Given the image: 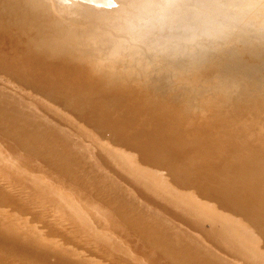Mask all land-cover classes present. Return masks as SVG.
<instances>
[{
    "label": "rangeland",
    "instance_id": "1",
    "mask_svg": "<svg viewBox=\"0 0 264 264\" xmlns=\"http://www.w3.org/2000/svg\"><path fill=\"white\" fill-rule=\"evenodd\" d=\"M23 1L22 0L17 1L18 3H20V7H19L20 10L24 12L25 14L27 13L26 16H28V18L30 15L31 17L30 19L33 18L32 21L38 20V23L36 21H33L35 25H33V23H30V22H27L28 25L27 23L26 25L29 27L35 26V28L38 29V31L35 29L37 31L36 34L37 33L38 34L37 35L35 34L34 28L32 27L29 28L27 26L22 28L23 29L22 34H18L19 31L11 32V30L9 29L4 30L3 28L2 29L0 28V52L3 51L1 49H4L5 52L7 50L8 52H6L7 53L6 58H8L7 56L10 54L9 58L6 59V58H3L5 57L6 53L5 52L0 53V57L1 55H3L0 59V63L2 61L6 62L7 60L11 59L12 58L11 55H13L15 60L11 59L12 62L11 61L6 62V64L9 66L8 63H10V66L12 65V67H15L17 69H18V66H20L21 68L22 66L27 67L28 65L27 61H29L28 59L29 57H27L24 54L22 55L20 50H23V48L25 47L27 48V46L31 44L32 39H35V37H38L39 35L41 36L42 35L41 29L42 30L44 29L45 34H47V38L52 36L50 37L51 40L53 39L54 36L59 37L56 40H54L55 38L53 40L54 42H56V44L58 43V45L59 44L61 45L63 43L62 40L65 39V38L61 39V36L64 34V33L60 34L63 32L62 31L63 27H61V25H63L65 22L71 23L73 19L72 26H74L78 20L79 13L82 9L86 8V10H88L90 13H92L93 10H95L94 3H92L94 2L93 0H91V2L90 0H87L89 3L88 4L85 3V5H84V2H81V3L79 2L81 0H72V1L68 0L69 2L66 0H63L64 2L61 0H29V1L23 0ZM38 1L40 4L39 5L37 4L36 6V3ZM65 1L72 5L70 6L69 4L68 6V3H66ZM99 1H100V4H102L101 6L105 5V7L104 6L102 7L103 12H104L103 17L100 18L98 22H95L94 20L96 19L94 18L83 20V21L77 22L78 25L76 26L78 28L81 27V29H85L86 32L88 31V32L94 33V30L96 28L95 25L98 23L99 24V29H97L98 33L104 29L105 31H108L109 34H112L109 36H111L112 38L113 36H115L114 39H119L116 41H122L123 42V43L121 42L122 46L118 47L119 50H121L122 48H123L122 49L123 52L126 50L125 53L127 55V58L129 56V58H131L130 60L132 61V63L135 64L134 65L135 70H133L134 77L130 78L129 80L125 79V80H122V82H118L114 84L113 86L115 88L112 87L113 90L112 88H110L109 92L103 96L105 100L104 104H108V105L117 104L119 106H122L127 103H132L134 109L136 110L138 108L144 109L143 107L144 104H140L139 102H145L147 104H151L152 100H158V101H165V102L170 101L171 105L177 103L178 107L176 109L179 110L178 113L172 114V116L169 115L167 117H164L163 119L164 124H165V129L163 133L165 134L166 139L168 140V144H169L168 154L170 158H169V165H168L169 170L168 171L170 172L171 178L174 180H175L176 174H183L187 178L185 185H187V183L190 182L193 188H191L192 186H187L188 188H184V187L181 188L179 185L178 186L172 185L171 183L172 180L169 178L170 175L168 174L167 170H164L165 168H162V169L158 168L159 170L160 169L162 170V171L161 170L158 171V169L156 168L154 169L155 166L154 167H151L149 165L146 166V167L149 166L152 169V172L154 171L155 173L161 172L160 174L159 173L158 174L162 176V178L164 177L163 179L166 182V185L170 186L168 188V194H167L168 197L166 198L164 197L162 200L159 197L158 202L161 208L160 214L155 212L154 214H150L148 217H146V220L148 221V224H149V229L147 230L149 234L148 235L149 243L147 244V247L148 249H152V251H156L157 254L162 258L164 263L161 260L154 262L151 259H149L153 256V254L150 251H148V249L143 248L142 245H136L134 248V246H132V243L141 244L139 241V239L142 240L141 236L134 231H131V230L129 231L128 229H123L121 231H118L117 228L120 226V221L118 219L113 221L115 223L114 225L104 224L103 222H100L101 224L98 227L95 225L91 227L89 224L88 225L84 224L83 228L75 226L74 221L72 220V219H75V217L72 213L66 212L65 208L60 207L57 203H54V204L51 203L49 200L50 196L48 194L42 193L40 190L37 189L35 185H32V184L28 185L29 187L27 188L28 190L26 192V196H28L27 199L31 203H33V205L35 206L32 209L30 208L31 210L29 208L27 209L28 207L27 201L25 200L20 201L21 204L23 203L21 206L17 205L19 202L14 203L13 205H9V204H6L3 200H0L1 202L0 203V219H1L0 224H2L0 227L2 229V230L0 229V233L1 235L3 233V235L0 237L2 239H5L4 235H6L5 237H7L8 235V238L5 241L16 240L18 242L21 241V237H22L21 242L24 244L23 245L24 247L31 248V242H33L32 249L37 250V251H43L45 254L48 253L47 255L48 256L50 255L51 259L56 258L55 261L63 260V261L68 262V264H73V263H78V262L81 264H100V263L101 264H105V263L106 264L108 263L109 264H120V263L122 264L124 263L125 264H160V263L161 264H194V263L195 264H205L206 263L207 264V261H208V264H255L252 262V260L257 258L259 254L262 255L264 253V224H263L264 223L263 221L264 220V213H263L264 203H262L264 200L263 199V196H264L263 195L264 194V190H263L264 189V0H255L257 2L256 4L257 6L255 7L251 6L252 0H246V1L245 0H237V1L228 0V2L235 4L242 10L241 22L234 25L233 29L230 30L227 34H225L223 38L212 40V41H207L203 43L202 46H199V47L189 48V49H180L179 51L173 50L170 48L164 49L161 46H158L152 41H148V40L144 41L145 43L135 44V42H133L140 37L138 36L139 34L141 35L143 34L146 37L149 29L151 28L150 24L152 25L153 23V22L151 23V21L152 20L154 21L156 18L155 16L156 15L158 16L160 14V12H157V11L156 12L158 14L156 15L154 14V9L155 10L157 9L156 7L154 8L155 5L152 6V4L150 3L151 7H153L154 9L152 8V10L148 11L150 12L148 13L150 15H146L147 11H145L146 10L145 4L147 5L148 2L146 3V1H143V0L140 1V4L142 3V1L145 2L143 3L145 6L144 7L145 10H143V13H141L143 9L141 5H139L141 11L140 9H136L139 4L138 2L139 0L138 1L133 0L135 4H136L135 1L138 2V4L136 5L133 4L131 0H128V1L127 0H112V1L107 0L109 3L106 0H103V1L99 0ZM110 1L113 2V4ZM74 2L75 3L77 2V3L74 4ZM126 2H129L127 3V5H129L127 6L129 9L127 7L126 8L122 7L124 5L126 6ZM33 3H35L34 5L37 8L40 5L41 6L43 5V6L42 7L40 6L41 8L39 7L38 9H36V7L32 6ZM64 3L67 4V6ZM103 3H106V4H103ZM59 4H62V5H59ZM114 4H116L115 5L116 7L114 6ZM132 4L134 5V7ZM2 5L6 6L5 0H0V12H1ZM25 5L27 6L26 9H24ZM64 5L66 6L65 7L66 9L68 8L70 10H65V8H62L64 7ZM130 5H132L131 8H130ZM44 6H45V9L42 10ZM117 6L119 7L117 8ZM33 7L36 9V11L37 10L40 12L43 11L44 13L43 12L41 13L42 15L44 14L43 15L44 17L46 18L49 17L47 18V21L49 22L48 19H50L51 21V23L49 22L50 25L48 23H46L48 25L45 24V22L47 21H45L46 19L44 17H40L42 15H40L39 12L37 13L36 11H32V9L35 10ZM88 7L91 10L87 9ZM113 7L115 10L117 9L116 12L113 10ZM60 8L61 10L64 9L65 11L63 10L61 11ZM122 8H124L126 12H129L130 14L127 13L128 15L126 14L125 16L126 12L124 10L123 12L125 13L123 14V12L121 11L123 10ZM27 9H28V12H27ZM58 9L61 12H59ZM30 10L33 13L35 12L36 13L33 14ZM49 10H51L52 13H50L51 11ZM109 10L112 12L111 13L112 17L108 16V14L110 15ZM157 10L160 11L159 8ZM53 11L55 15L53 14ZM117 12L118 13L122 12L121 13L123 14L122 16H124V18L126 19H124L123 17L121 18L120 17L121 14L118 15ZM151 12H152V15L154 14V16L151 15ZM45 13L47 14L49 13V16L48 15L45 16ZM131 13H133L134 15ZM38 14L40 16H36ZM52 14L54 15V17L56 16L55 18L53 17L54 20L51 18ZM142 15H144L145 17L144 16L142 17ZM34 16L36 19H34ZM132 16H137V17L134 18ZM139 16L140 18H138ZM104 17H106L107 19L109 18V19L107 20ZM131 17L133 19H136L137 25L138 24L141 25L142 23H144L143 26L141 25L142 27L140 26L141 28H143V30L141 28L138 30L139 25H138V28L136 29L137 25L135 24V22L133 23L132 21L133 19ZM152 17H154V19ZM40 18L42 19V21H45L44 24L40 21L41 20ZM43 18L45 20H43ZM57 18L59 20L58 22L55 21L57 20ZM61 18L63 19L61 20ZM141 18H144L145 20L148 19V22L146 23L147 20L145 21L144 19H141ZM111 19H113L112 25H111L112 23ZM115 19H116V22H115ZM122 19H124V21ZM127 19L128 21H125ZM129 19L131 20L129 21ZM117 20H120V23H122L123 25L125 24L124 25L125 30L124 28H122L123 25L120 24L119 21L117 22ZM140 20L143 22L140 23L141 22ZM54 21L58 24L57 26H55L56 29H54V25H55ZM60 21H62L61 24L59 23ZM108 21L111 23H109ZM40 23L42 24L40 25L41 29L39 28ZM126 23H131L130 25L132 26L134 25V27L130 26L129 24L127 25ZM145 23L149 25H146ZM29 24H32V25H29ZM116 24H118L119 27H117ZM115 25L116 27H114ZM126 25L128 26V28L126 27ZM145 25L147 27H145ZM43 26L45 28H43ZM48 26L50 28H48ZM112 26L114 27L113 29H112ZM120 26H122L121 27L122 30ZM26 27L30 30L24 31L25 29H27ZM46 27L50 30L52 29L51 33H50V30L48 31V29L46 31ZM117 28L120 29L122 32L126 31L125 33L127 35L125 36V34L121 32L123 37L122 35L118 34L117 36L120 37L118 38L116 34L120 33V30L118 31ZM127 29H128V33H127ZM134 29H136L137 32ZM110 31H112V33ZM31 32L34 34H32ZM47 32H49L50 34ZM64 32H65V29H64ZM8 33H12V34H8ZM129 33H131L130 35H132L133 33H136L135 37L137 39H135L133 35L129 36ZM45 34H43L44 38H46ZM66 35L64 34L62 37H65ZM25 37H27L26 40L28 39L29 42L28 40L25 41ZM111 37H108V40L106 41L105 40L101 41L102 45H105L106 43H108L106 44L105 49L106 51H108L107 53H109V56L106 53L104 47L102 46L103 48H101V50L105 52L104 54H106L108 58L111 55H114L115 53L114 51H116L117 55L119 53V50L116 48L113 49L112 51V47H110L112 44H109V43L115 40L112 39ZM126 37L128 40H130V42L127 41ZM131 37H134V38H131ZM39 38L44 39L43 37H39ZM122 38H125V40ZM21 39H23V41H21ZM103 41H105L104 42L105 44L103 43ZM126 41H127V44L129 45L126 44ZM7 43L8 45H6ZM125 44L127 48L126 46H124ZM131 44H134V45H131ZM15 45H17V48ZM130 46L131 48L133 46V48L131 49ZM107 47L108 48L110 47L111 49L108 50ZM44 48L47 51L42 49L44 50L43 54H47V52H49V46L45 45ZM10 50L11 51L14 50L12 51V54L10 53ZM15 50L18 51L17 54H16L17 51L15 52ZM128 51L131 55L133 54L132 55L133 58L128 53ZM130 51L135 52V53H131ZM123 52L121 53L120 51L119 56L120 55L123 56L124 55ZM13 53L16 55H14ZM15 56L18 57V60H17V57ZM43 57L46 58V56H39L38 60L35 59L36 63L40 64L43 61ZM13 61L15 63H13ZM107 64L108 62H106V65ZM116 64H119V63H116ZM115 65L111 67V68L114 67V70L109 69L110 67L108 66L106 68L107 70L102 69L101 71H105V76H104V72L103 73L100 72L102 75H99V77L101 79H102V76L103 78H106L107 77L106 74L109 75L108 70H110V73H111L110 75H112V72H114L115 70L117 73L122 70V69L121 70L119 69V65H116V66ZM81 66L80 68H78L77 66L75 69H72L73 70L72 73L74 72L73 74H75L73 75L74 77L76 76V74L78 75V73H80L79 71L81 70ZM117 67L118 69H116ZM121 67L122 66L120 64V68ZM76 69L77 70L80 69V70L77 71ZM41 74H42V76L40 75L41 77L47 76V75H44V73H41ZM113 74H116V73H113ZM7 76L6 77L0 76V79L7 81L9 77H12L11 75L10 76L7 75ZM14 81H17V79ZM50 82H53V80L47 81L46 83L48 84L46 85H50ZM102 82L105 83L103 79L100 82V84ZM17 86L14 85V88L16 90L20 88L19 91L23 93L24 95L28 96L27 91L30 94L29 89L23 87V85L22 86L17 85ZM43 87L45 88L46 86H43ZM33 94H30V96L34 98L37 102L41 101V104L44 103L46 106L49 105L48 103L49 100L47 99L44 100V97L42 94L40 95L37 94V96L39 95L38 97L33 96ZM42 100L44 102H42ZM45 101L47 102L45 103ZM49 102L51 104V101ZM52 104L50 106H52ZM54 105L55 104H53L52 107H54ZM24 108L30 110L29 106L28 107L25 106ZM56 108H58L57 105H55V109ZM52 110H54V108ZM5 130H6V127L0 128V135H3L4 134L3 131ZM6 138L7 137H5L4 135L1 137L0 146L2 145L4 141H6L5 140ZM106 140L107 138L102 137V141H104L105 143L107 142L106 143L107 146L108 144L110 146L111 143L110 142L108 143V141ZM111 146L114 147L115 145L111 144ZM116 147L117 145L114 148ZM116 149H119V152L121 151L120 154L125 156V159L128 158L127 160H130V162L132 159L131 163H134V165L138 164L137 163L138 160H137V157H135L136 155L134 152H131L130 150H127L120 146L117 147ZM130 154L131 156L127 157ZM13 156L14 154L11 155L10 157H13ZM13 158H10L11 161L9 159L8 161H6V165L4 164L3 165L4 168L2 167L3 169L0 168V183L3 186H7L8 184H10L7 180L10 178H15L16 176L18 177L19 176L18 174H23V172H25L24 170H26L24 174L28 173L33 176L37 175L43 178L47 177L44 174L45 170L44 171H41L39 169L34 170L35 168L33 169V167H31L28 163L25 167L26 162L21 161V160L15 161L13 160ZM3 160L4 158H0V164L3 162ZM12 161L13 162L15 161V162L13 163ZM21 162L22 164L24 163L23 165L24 167H22L23 169L21 168L22 166V164H20ZM5 167L7 169H5ZM17 167L19 169H17ZM15 169L18 172H20L19 170H23V171L15 175L16 174L15 172H17ZM2 170L4 171L2 172ZM12 170L13 172L15 170V172L13 173ZM16 180H19V178ZM77 182H79V180ZM37 183L38 182L34 184H37ZM49 183H51L52 185L51 192L53 194H55L56 196L62 195V197L66 199L69 198V201L71 200L72 202L79 205L85 211L91 213L90 215L91 216L93 215L96 221L98 220L97 218V216H99L98 214L101 213V208H103L104 210L105 206L107 207L106 205L108 203L107 200L98 197L96 193L91 191L90 188L87 185H84V183H82L81 181L78 183L79 189L77 185H70L67 183L65 184L64 182H62V180L61 182H57V183L56 182H49ZM61 184H64V185H61ZM56 185L57 186L59 185L60 187L59 186L57 187ZM63 193H65L64 196H63ZM156 194H158V192ZM259 196L260 197L262 196V197L259 198ZM97 197L100 200L98 199L96 200ZM75 198L77 200H75ZM245 199H247V201H245ZM246 202L248 203L246 204ZM239 203H241V205ZM36 205L37 206L45 205L43 210H44V213H46V215H44L43 217H38L36 214L39 213V210L36 207ZM231 205L235 207H232ZM7 209L10 210L9 212L11 214L7 211ZM6 213L7 215L5 217L7 218H4V215ZM15 214H16V217H14ZM17 215H19L20 218L17 217ZM11 218H13L14 220L13 219L11 220ZM26 218L29 220V222ZM39 218L41 219V221ZM15 219L17 223L15 222ZM23 219L26 221L25 224H23L24 223ZM52 221L53 223H51ZM27 223H30L35 229ZM10 224H13V225H10ZM21 224H23L24 226L26 225L29 228H27L26 226L23 227V225ZM17 225L19 226L17 227ZM38 225H39V228L37 227ZM63 225L71 226L72 227L71 229L75 233V236L81 235L82 236L81 240L83 242L80 240L78 241L74 239V236L72 239L70 237L72 232L65 229ZM156 225L158 227H156ZM163 225L165 228L163 227ZM2 226L5 227L4 229L8 228V230L4 231ZM160 226L163 228V232L162 230L159 231ZM22 227L25 229H23ZM155 227H156V230H154ZM30 228H32V230ZM50 228H52L53 232L51 231ZM57 228H60V229L57 230ZM10 229H13V231L17 230L15 231L17 234L15 232H12V230ZM100 229H102V231ZM165 229L166 230L169 229V231H165ZM30 230L33 231L34 233L31 232ZM22 231L25 233H23ZM29 231L31 232V234ZM37 231L38 233L40 232L39 233L40 239L37 236L38 234ZM44 231H46V233ZM5 232H7V234H4ZM49 232H51L52 235L49 234ZM63 232H64V235L62 234V237H60L61 233ZM96 232H98L97 235H95ZM166 232L171 233V234L173 232L176 235V240L178 241V239H180L179 240L180 241L179 245L181 244L180 248L176 240H174L176 243L172 242V239L175 238L174 235H172L173 237L171 236L172 237L171 238L167 236L168 233ZM42 233H45L43 234L45 235V237L42 236ZM89 233H92L95 236H92V234H89ZM56 234H59V235L56 237ZM162 234L164 236L167 234L166 235L167 237L164 238ZM18 235L20 236V239L18 238L19 237ZM21 235H25V237ZM46 235L48 238L50 236L51 237L50 240H53V241L48 242L49 239L46 237ZM177 235H180V236L177 237ZM27 236H29L30 239ZM52 236L54 239H52ZM66 236H67V240H66ZM26 237L29 240H27ZM32 237L33 238L35 237L33 239L34 241L36 240L35 242L32 241ZM180 237H184V239ZM57 238L60 241H58ZM45 239H48V240H45ZM63 239L68 244L64 241H61ZM91 239H94V241H92ZM98 239L102 241V243H100ZM185 239L186 240L190 239L189 242L191 240L192 241L188 243V241H186ZM42 240L44 242L47 241L46 244L47 243L48 244L46 245ZM84 240H87V241H84ZM111 240H113L112 244L114 246L112 244L110 246ZM165 240L166 241L171 240L172 244H170L169 241L167 242V244L169 243V248L168 246H166ZM104 241L105 242L108 241L107 244L110 247L107 244H104L102 246ZM193 241L194 242L196 241L195 243L196 244L198 243V244L196 245ZM21 242L20 244H22ZM185 242H187L188 244ZM39 243H41V245ZM173 243L177 244V246L175 245L176 248L174 247ZM182 243L185 246L184 248H182L183 247ZM38 244L40 247L44 245L43 248H40L38 246V248L35 249L37 247L36 245ZM84 244H85V247L87 248L84 247ZM189 244H191L192 247L194 248H192ZM199 244L201 246H199ZM49 245L51 246L50 248H49ZM94 245L96 246L94 247ZM241 245H245V248L247 247L248 248L247 250H251L252 252L250 254L244 253L245 249L244 248L240 249ZM107 246L109 249L107 248ZM196 246H198L199 249L201 247L200 250L202 252L198 250ZM98 247H99V250H98ZM0 248H1L0 264H12V263L14 264H20V263L21 264H33V261H29L30 260L29 258L28 260L26 257L18 255L19 253L17 252L6 250V248L1 246V244H0ZM171 248L177 249V252L175 253L174 252L175 249L173 251ZM196 248H197V251L195 250ZM204 248L206 249L204 250ZM181 249L183 250L185 249L187 252L185 250L183 252V250ZM193 249L195 251H193ZM53 250H55V252L52 253ZM88 250L90 252H88ZM93 250H95L94 253H93ZM96 250H98L100 253L97 251V253L95 254ZM11 252L12 254H10ZM111 252L112 254L114 253L115 254L112 255ZM127 252L128 254L130 253V255H128ZM145 252L147 253L145 254ZM180 252H183V253H180ZM188 252L191 254L189 255ZM15 253H16V256H15ZM179 253H180V256H179ZM197 253L199 254V256ZM92 254H94V257ZM102 255L104 257H102ZM70 256L72 257L67 258ZM127 257L131 259H128ZM12 258L14 261L12 260ZM118 258L120 260H118ZM70 259H73V260H70ZM135 259L136 261H134ZM193 259L195 260V262ZM113 260L114 262L111 263V261ZM202 261H204L205 263Z\"/></svg>",
    "mask_w": 264,
    "mask_h": 264
},
{
    "label": "bare ground",
    "instance_id": "2",
    "mask_svg": "<svg viewBox=\"0 0 264 264\" xmlns=\"http://www.w3.org/2000/svg\"><path fill=\"white\" fill-rule=\"evenodd\" d=\"M5 1H6V6L2 5L1 6V12H0V28L1 29L2 28L4 30L9 29V30H11V32L12 31H17V32L19 31L18 34H22L23 33L22 28H24L25 26L28 25L27 22L33 23V25H35L33 21H36V20L32 21L33 18L30 19L31 18L30 15L28 18V16H26L27 13L25 14L24 12H22L20 10V8H19L20 3L17 2L18 0H5ZM27 1H29V0H27ZM61 1H63V0H61ZM66 1H68V0H66ZM70 1H72V0H70ZM93 1L94 2H92V3H94L95 10H93V12L90 13L88 10H86V8L82 9L79 13L77 22L92 19V18L96 19V20H94L95 22H98V20L103 17L104 12H103L102 7L103 6L105 7V5L101 6L102 4H100L99 0H93ZM131 1L133 4H135L133 2V0H131ZM137 1H135L136 4H138V2H139L138 6L141 5V7L143 8L141 13H143V10H145L144 7L146 6V10H145V11H147L146 12L147 14L145 13L146 15H150V14H148V13H150L148 11L152 10V8H153V7H151V4H152V6L155 5L154 8L156 7L157 9L158 8L160 9V0H143V1H146V3L148 2V4L150 6L148 4L147 5L145 4V6H144L143 3H145V2H143V1L140 4L141 0H139L138 2ZM235 1H237V0H235ZM23 2H25V1H23ZM68 2H66V3H68ZM79 2L80 3L84 2V5H85V3H87V4L89 3L87 0H81ZM90 2H91V0H90ZM71 3H73V2H71ZM76 3L74 2V4H76ZM111 3L113 4V2H111ZM127 3H129V2H126V6L125 5L122 6L121 4L120 5L122 7L126 8L127 6H129V5H127ZM34 4L35 3H33L32 6L36 7L37 4L39 5L40 3L38 1L36 3V6ZM41 4H42V2H41ZM69 4L70 3H68V6H69ZM103 4H106V3H103ZM130 4H131V2H130ZM256 4H257V2L255 0L251 1L252 7L257 6ZM59 5H62V4H59ZM65 5L67 6V4H65ZM65 5H64V7H62V6L61 7L65 8L66 7ZM71 5L72 4H70V6ZM115 5L116 4H114V6ZM132 5H130V8ZM45 6H46V4H45ZM45 6L42 8V10L45 9ZM109 6H110V4H109ZM111 6H113V5H111ZM138 6L136 9H140V6L139 7ZM148 6L151 8H149ZM24 7H25L24 9H26L27 6L25 5ZM118 7L119 6H117V8ZM133 7H134V5H133ZM38 8L36 7V9H38ZM49 8H50V6H49ZM36 9L35 10L32 9V11H36ZM87 9H90V8L88 7ZM122 9L123 10H121V9L120 10L123 12L125 9L124 8H122ZM157 9L156 10L154 9L155 15L158 14L157 12H160ZM52 10H53V8H52ZM60 10H61V8H60ZM62 10L65 11V10H70V9L65 8V10L64 9H62ZM113 10L115 12L117 11V9L115 10L114 7H113ZM120 10H118V11H120ZM49 11H51V10H49ZM58 11H59V9H58ZM61 11H59V12H61ZM140 11H141V9H140ZM27 12H28V9H27ZM36 12L37 13L39 12L40 15H42L41 12H43V11L40 12L37 10ZM68 12H70V11H68ZM125 12H126V10H125ZM125 12H123V14ZM35 13H33V14H35ZM50 13H52V11ZM111 13L112 12L110 11V15L108 14V16L112 17ZM121 13H118V15ZM127 13L130 14L129 12H126L125 16ZM53 14H54V11H53ZM53 14L51 15L52 16L51 18L54 20V18L56 16L54 17L55 14L54 15ZM123 14L120 15L121 18L122 17L124 18V16H122ZM131 14H133V13H131ZM154 14L152 15V12H151L152 16H154ZM40 15L38 14L36 16H40ZM43 15L40 17H44ZM46 15L49 16V13L48 14L45 13V16ZM118 15H116V16H118ZM59 16H57V17H59ZM143 16L144 15H142V17ZM71 17H72V15H71ZM106 17H104V18H106ZM114 17H113V19H114ZM132 17L135 18L137 16H132ZM155 17H157V15ZM44 18H43V20L47 21V18H49V17H47V18L44 17ZM138 18H140V16ZM152 18L154 19V17H152ZM34 19H36L35 16H34ZM62 19L63 18H61V20ZM113 19H111V21ZM116 19H117V17H116ZM116 19H115V22H116ZM124 19H126V18H124ZM124 19H122V20L124 21ZM141 19H144V18H141ZM48 20L51 23L50 19H48ZM53 20H52V22H53ZM120 20H117V22L119 21V23H120ZM130 20L131 19H129V21ZM146 20L145 21L147 23L148 19H146ZM150 20H152V19H150ZM40 21L43 24L45 22V21H42V19ZM55 21L58 22L59 21L58 18ZM55 21H54V23H55L54 29H56L55 26L58 25ZM125 21H128V19ZM132 21H133V23L135 22V24H136V19H133ZM36 22L38 23V20ZM49 22L47 21V22H45V24L48 23L50 25ZM61 22L62 21H60L59 23L61 24ZM72 22H73V19H72ZM72 22L71 23L65 22L63 25H61V27H63V30H62L63 32L61 31L62 33H60V34H63V33L65 35L67 34L65 37H62L64 34L61 36V39L65 38L62 40L63 43L61 45L60 44L58 45V43L56 44V42H54V40H56L59 37L53 35L54 36L53 39L55 38L54 40L53 39L51 40L50 37H52V36L47 38V34H45L44 29L42 30L40 28V25H42L40 23L39 28L42 31V35L41 36L39 35L38 37H35L33 35L35 37V39H32L31 44L29 46H27V48L25 47V48H23V50H20L22 55L24 54L27 57H29L28 58L29 61H27L28 62L27 67H23L21 65L22 66V68H21L20 66L17 65L18 64L17 62H16L17 63L16 65L18 66V69L15 67H12V65L10 66V63H8L9 64V66H8L6 64V62H10V61L12 62V60H15L13 55H11L12 60L9 59L6 62L2 61L3 64H2V62L0 63V76H5V77L7 75H9V76L11 75L12 77L14 76L13 78L9 77L7 81L0 79V128L6 127V130L3 131V133H4L3 135L5 137H7L5 139L6 141H4L2 143V145L0 146V158H4L3 162L0 164V168H2L4 164L6 165V161H8V159L10 160V158L14 157L13 160H15V161L21 160V161L26 162L25 167L28 163L31 167H33V169L35 168L34 170H36V169H39L41 171L45 170L44 174L47 176L46 178H43V177H40L37 175L33 176V175L28 174V173L24 174L26 172V170H24L25 172H23V174H18L19 175L18 177L16 176L15 178L8 179L7 181L10 184H8L7 186H3L0 183V200H3L6 204H9V205H13L14 203L19 202L17 205H20V206L23 204V203L21 204L20 201L25 200V201H27V206H28V207L26 206L27 209L28 208L32 209L35 206L33 205V203H31L27 199L28 196H26V192L28 190L27 188L29 187L28 185L32 184V185H35L37 187V189L40 190L42 193L48 194L50 196L49 200L51 203H53V204L57 203L60 207H64L66 212L72 213L75 217V219H72L74 221L75 226L83 228L84 224H86V225L89 224L91 227L93 225L98 227L101 224L100 222H103L104 224H113L114 225L115 223L113 221L118 219L120 221V226L117 228L118 231H121L123 229H128L129 231L130 230L134 231L141 236V238L143 240L142 241L141 239H139L141 244L132 243V246H134V248H135L136 245H142L143 248L148 249L147 244L149 243V237H148L149 234H148L147 230L149 229V224H148V221L146 220V217H148L150 214H154L155 212L160 214L161 208H160L159 202H158L159 197L161 200L164 197L165 198L168 197V195H167L168 194V188L170 187V186L166 185V182L163 179L164 177L162 178V176L159 175L161 172L160 173L158 172L159 173L158 174V173H155V171H154L155 168L156 169L165 168L164 170H167L168 174L170 175V172L168 171L169 170L168 169L169 158H170L169 154H168V151H169L168 145L169 144H168V140L166 139L165 134L163 133L164 129H165V124H164L163 119H164V117H167L169 115L172 116V114H176L179 112V110L176 109L178 107L177 103L171 105L170 101L165 102V101H158V100H152L151 104H147L145 102H139L140 104H144V106H143L144 109L138 108L136 110L134 109L132 103H127V104L122 105V106H119L117 104H111V105L104 104L105 100H104L103 96L109 92L110 88H112V87L115 88L113 86L114 84H116L118 82H122V80H125V79L129 80L130 78L134 77L133 70H135V67H134L135 64L132 63V61L130 60L131 58H129V56L127 58V55L125 53V51H126L125 49H124L125 50L124 52L122 50L123 48L121 50H119L118 47L122 46V44H121L122 41H116L119 39H114L115 36H113V38H112L111 36H109L112 34H109V32L105 31L104 29L98 33V31H97V29H99L98 23L95 25L96 28L94 30V33H91L88 31L86 32L85 29H81V27L78 28L76 26V25H78L77 22L74 26H72L73 25ZM142 22L143 21H141L140 23H142ZM152 22H154V21L152 20L151 23ZM26 23H27V25H26ZM109 23H111V22H109ZM137 23H139V22H137ZM48 24H46V25H48ZM60 24H59V26H60ZM112 24H113V21H112L111 25ZM120 24H122V23H120ZM126 24L130 25L131 23H126ZM149 24H150V22H149ZM149 24H146V25H149ZM29 25H32V24H29ZM111 25H109V26H111ZM116 25H117V27H119L118 24H116ZM116 25L114 27H116ZM124 25H123V27L120 26V28L122 27L125 30ZM127 25H126V27L128 28ZM138 25H137V27L135 26L136 29L138 28ZM141 25L143 26L144 23H142ZM141 25H139L138 30L142 27ZM146 25H145V27H147ZM44 26H43V28H45ZM51 26H53V25H51ZM130 26H132V25H130ZM150 26H152V25L150 24ZM150 26H148V27H150ZM27 27H29V26H27ZM30 27H32V26H30ZM114 27L112 26V29ZM132 27H134V25ZM32 28H34V31L36 34L38 29L35 28V26ZM48 28H50V27L48 26ZM48 28L46 27V31ZM122 28H121V30H122ZM64 29H65V32H64ZM136 29H134V30L136 31ZM141 29L143 30V28H141ZM26 30H30V29L27 28L24 31H26ZM49 30L50 29H48V31ZM51 30H50V33H51ZM117 30L119 31L120 29L117 28ZM121 30H120V33L122 32ZM142 30H140V31H142ZM39 32H40V30H39ZM110 32L112 33V31H110ZM114 32H115V30H114ZM125 32L126 31H124L122 33L125 34V36H126L127 34ZM28 33H29V31H28ZM47 33H49V32H47ZM116 33H117V31H116ZM120 33H117L116 36L118 34L122 35V33L121 34ZM127 33H128V29H127ZM5 34H7V33H5ZM8 34H12V33H8ZM32 34H34V33H32ZM40 34H41V32H40ZM43 34L46 35V38H44ZM130 34L131 33H129V36H132V35L134 37L136 36V33H133L132 35H130ZM140 35L141 34H139L138 36H140ZM11 36H13V35H11ZM39 37H43L44 39H41ZM108 37H111L112 39L115 40V41L111 42L110 41L111 39L109 38L110 39L109 41L111 42L109 44H112L110 46V47H112V51L115 48L119 50L118 55H117L116 51H114L115 52L114 55H111L109 58H108L109 53H107L108 51H106V49H105V46L108 43H106V44L104 43L106 40H108ZM122 37H123V35H122ZM127 37H126V39H127ZM134 37H131V38H134ZM22 38H23V36H22ZM26 38L27 37H25V41L28 40V39L26 40ZM118 38H120V37H118ZM131 38H129V39H131ZM15 39H16V37H15ZM122 39L125 40V38H122ZM135 39H137V38L135 37ZM102 40H105V41H103V43L105 45H102V43H101ZM146 40L147 39H145L144 41H146ZM18 41H20V40H18ZM21 41H23V39H21ZM127 41L130 42V40H128V39H127ZM127 41H126V44H127ZM28 42H29V40H28ZM131 43H133V42H131ZM143 43H145V42H143ZM26 44H28V43H26ZM126 44L124 46H126ZM6 45H8V43ZM42 45H44V46H42ZM45 45L49 46V52H47V54H43V52L45 50V48H44ZM127 45H129V44H127ZM131 45H134V44H131ZM138 45H136V46H138ZM15 46L17 48V45H15ZM102 46L104 47L108 56L106 54H104L105 52H103L101 50V48H103ZM110 47L109 48L107 47L108 50L111 49ZM126 48H127V46H126ZM130 48H131V46H130ZM132 48H133V46H132ZM20 49H22V48H20ZM42 49H44V50H42ZM134 49H135V47H134ZM138 49H140V48H138ZM1 50H3L2 52H5L4 49H1ZM128 50H129V48H128ZM12 51H14V50H12ZM12 51L10 50L11 54H12ZM16 51L17 50H15V52ZM45 51H47V50H45ZM120 51H121V53L123 52V54H124V55L122 54L123 56H121V55L119 56ZM2 52H0V53H2ZM6 52H8V51L6 50ZM130 52L135 53L132 51H130ZM17 53H18V51L16 52V54ZM128 53H129V51H128ZM16 54H14V55H16ZM6 55H7V53L5 54V57H3V58H6ZM9 55L7 56L8 58H9ZM2 56L3 55H1V57ZM17 56H15V57H17ZM39 56H46V58L43 57V61L40 64H37L35 59L38 60ZM1 57H0V59H1ZM3 58H2V60H3ZM8 58H6V59H8ZM105 58H106V60H105ZM132 58H133V56H132ZM21 59H23V58H21ZM17 60H18V57H17ZM106 62H108L107 65H106ZM13 63H15V62L13 61ZM116 63H119V64H116ZM115 64L119 65V69L120 70L122 69V70L118 73L115 70L114 72H112V75H110L111 74L110 70H108L109 75L106 74V76H107L106 78H103V76H102V79H103V81H105V83L102 82L100 84V82L102 81V79L99 77V75H102L100 72H102V73L104 72V76H105V71H101V70L102 69L105 70L107 68V66L110 67L109 69L114 70V67L113 68H111V67L114 66ZM120 64L123 68L122 67L120 68ZM13 65H15V64H13ZM81 65H83V66H81ZM77 66H78V68H80V66H81V70H83V69L84 70L81 71L79 69L80 70L79 71L76 69L80 73H78V75L76 74L77 77L76 76L74 77L73 75H75V74H73L74 72L72 73V71H73L72 69H75ZM82 67H83V69H82ZM116 69H118V67ZM30 72H32V73H30ZM41 73H44V75H47V76L41 77L42 76ZM45 73H47V74H45ZM75 73H77V72H75ZM113 73H116V74H113ZM48 74H49V76H48ZM16 79H17V81H14ZM52 80L54 83L50 82V85H46L49 83V82L46 83L47 81H52ZM14 85H16V86L17 85H19V86L23 85V87L29 89L30 94H33V93L36 94V95L33 94V96H37V94H39V95L42 94L44 97V100L47 99V100L51 101V104L53 103V104L57 105L58 108L55 109V105H54V107H52L53 104H52V106H50L51 104L49 101H48L49 105H47V106L44 103L41 104V101L37 102L34 98H32L30 96L28 91H27L28 96L24 95L23 93H21L19 91L20 88L18 90H16L14 88ZM43 86H46V87L44 88ZM113 88H112V90H113ZM259 94H261V93H259ZM40 97H42V96H40ZM38 100H40V99H38ZM42 102H44V101L42 100ZM46 102L47 101H45V103ZM25 106L26 107L29 106L30 110L24 108ZM49 106L52 108H50ZM145 107H147V108H145ZM53 108H54V110H52ZM249 109H251V108H249ZM27 111H29V112H27ZM30 111H31V113H30ZM3 135H0V139ZM102 137L107 138L106 141H108V143L110 142L111 144H113L115 146L117 145V147L120 146V147H123L127 150H130L131 152H134L136 155L135 157H137V160H138L137 163L138 164L134 165V163H131L132 159H131V162H130V160H127L128 158L125 159V156L120 154L121 151L119 152V149H116L117 147L114 148L115 146L113 147V146H111V144H110V146H109V144L107 146V144H106L107 142L105 143L104 141H102ZM127 150H125V151H127ZM125 151H123V152H125ZM13 154H14V156L10 157ZM130 156H131V154L127 157H130ZM131 158H133V157H131ZM9 164H7V165H9ZM20 164H22V162ZM23 165H24V163L22 164L21 168L24 167ZM147 165H149L151 167L155 166L153 169L154 172H152V169L149 166L146 167ZM6 167H5V169H7ZM17 169H19V168L17 167ZM15 170H14V172H15ZM160 170L158 169V171H160ZM164 170H163V172H164ZM3 171L4 170H2V172ZM19 171L20 172H18V171L15 172L16 173L15 175H17V173H21V171H23V170H19ZM12 172H13V170H12ZM27 172H29V171H27ZM31 174H33V173H31ZM31 176H33V177H31ZM18 178H19V180H16ZM169 178L172 180L171 181L172 185H176V186L179 185L181 188H183V187L188 188L187 186H192L190 182H188L187 185H185L187 178L183 174H176L175 180L171 178V175ZM61 180L65 184L67 183L70 185H77V187H78V183L81 181L82 183H84V185H87L91 191L96 193V195H98V197L107 200L108 203L107 204L105 203L107 205V207L105 206L104 210H103V208H101V213L98 214L99 216H97V218H98L97 221L95 220L93 215L92 216L90 215L91 213L85 211L79 205L72 202L71 200H70L71 201L70 202L69 198L66 199V198L62 197V195L60 193L59 194L61 196L57 195L58 196L57 197L55 194H53L51 192L52 185L49 182H56L57 183V182H61ZM78 180H79V182H77ZM36 182H38V183L34 184ZM61 185H64V184H61ZM191 188H193V186ZM78 189H79V187H78ZM157 192H158V194H156ZM64 195H65V193H63V196ZM73 195H75V194H73ZM98 197L96 198V200L98 199ZM261 197L259 196V198H261ZM241 199H242V197H241ZM247 199H245V201H247ZM263 199H264V196H263ZM75 200H77V199L75 198ZM98 200H100V199H98ZM243 200H244V198H243ZM231 202H232V200H231ZM260 202H261V200H260ZM80 203H81V201H80ZM241 203H239V204L241 205ZM247 203L248 202H246V204ZM262 203H264V200ZM262 203H261V205H262ZM110 204L112 205V207ZM44 206H37L36 205V207L39 210V213L36 214L38 217H43L44 215H46V213H44V210H43ZM232 207H235V206H232ZM239 208H241V207H239ZM256 210H257V208H256ZM7 211L9 212L10 210L7 209ZM241 211H242V209H241ZM35 212H37V211H35ZM252 212H254V211H252ZM7 213L4 215V218H7V217H5L7 215ZM19 215H17V217H19ZM114 215H116V216H114ZM14 217H16V214ZM76 217H77V219H76ZM9 218H8V220H9ZM12 219L13 218H11V220ZM24 219H23V221H24L23 224L26 223V221ZM0 221H1V219H0ZM18 221H20V220H18ZM40 221H41V219H40ZM58 221H60V220H58ZM15 222H16V219H15ZM28 222H29V220H28ZM18 223H20V222H18ZM51 223H53V221ZM13 224H10V225H13ZM23 224H21V225H23ZM27 224L31 225L32 222H31V224L30 223H27ZM47 224H48V222H47ZM1 225L2 224H0V227H1ZM18 226L19 225H17V227ZM25 226L23 225V227H25ZM57 226H59V225H57ZM150 226H151V224H150ZM31 227H33V226L31 225ZM37 227L39 228V225ZM63 227L65 229L71 231L72 233H74L71 229L72 228L71 226L63 225ZM156 227H158V226L156 225ZM156 227L154 230H156ZM163 227H164V225H163ZM4 228L5 227H3V229ZM27 228H29V227H27ZM114 228H116V227H114ZM13 229H10V230H12V232L17 231V230L13 231ZM17 229H19V228H17ZM23 229H25V228H23ZM30 229L32 230V228H30ZM50 229L53 232L52 228H50ZM58 229H60V228H57V230ZM5 230H8V228L4 229V231ZM100 230L102 231V229H100ZM161 230L163 232V228L160 226L159 231H161ZM24 231H26V230H24ZM165 231H169V229L168 230L165 229ZM31 232H33V231H31ZM31 232H30V234H31ZM44 232L46 233V231H44ZM20 233H18V234H20ZM23 233H25V232H23ZM37 233H38V231H37ZM39 233L37 234L38 237L40 236ZM45 233H42V236L45 237V235H43ZM72 233L70 236L72 239L74 236V239H76L78 241L79 240L82 241L81 235L75 236V233L74 234H72ZM166 233H168V232H166ZM4 234H7V232H5ZM10 234H12V233H10ZM16 234H14V235H16ZM49 234H51V232H49ZM59 234H56V237ZM62 234L64 235V232L61 233L60 237H62ZM89 234H92V233H89ZM97 234H98V232H96L95 235H97ZM159 234H160V232H159ZM2 235H3V233H2ZM2 235L0 233V236H2ZM35 235H36V233H35ZM47 235H46V237H47ZM95 235L92 234V236H95ZM103 235H104V233H103ZM166 235L165 236L163 235L164 238L167 236L171 237L172 235H174L175 238L172 239V242H175L174 240H176V235L173 232H172V234L168 233V235L167 236ZM5 236L6 235H4L5 239H2L0 237L1 246L6 248V250H10V251L19 253L18 255L24 256L27 259L29 258L30 260L29 259L28 260L33 261V264H68V262L63 261V260H61V261L56 260L55 261L56 258L51 259L50 255L49 256L47 255L48 253L45 254L43 251H37V250L32 249V243L33 242H31V248L30 247H24L23 246L24 244L21 242L22 237H21V241H20L22 244H20V242H18L16 240H12L13 242L10 240L5 241L8 238V235H7V237H5ZM21 236L25 237V235H21ZM67 236H66V240H67ZM179 236L180 235H177V237H179ZM10 237H11V235H10ZM10 237H9V239H10ZM27 237H29V236H27ZM27 237H26V239L29 240L31 235H30L29 239ZM70 237H68V238H70ZM184 237H185V235H184ZM184 237H180V238L184 239ZM18 238L20 239V236ZM34 238L32 237V241H34L33 240ZM50 238L51 237L49 236L48 242L53 241V240H50ZM58 238H57V240H58ZM11 239H12V237H11ZM39 239H40V237H39ZM48 239H45V240H48ZM52 239H54L53 236H52ZM23 240H25V239H23ZM91 240L94 241V239H91ZM113 240H115V239H113ZM113 240H111L110 246H111ZM179 240L180 239H178V241ZM189 240L190 239H188L186 241H188V243H190L192 240L190 242H189ZM58 241H60V240H58ZM61 241L66 242L64 239ZM84 241H87V240H84ZM98 241L100 243H102V241H100L99 239H98ZM168 241L169 240H167L165 242V244L169 248V243L167 244ZM178 241H177V243L179 245L180 241L179 242ZM23 242H25V241H23ZM46 242H44V243L46 244ZM54 242H55V240H54ZM74 242H72V243H74ZM104 242H103L102 246L104 244L108 243V241L105 243ZM169 242H170V244H172L171 240ZM181 242H183V241H181ZM197 242H198V240H197ZM69 243H70V241H69ZM185 243H187V242H185ZM28 244H30V243H28ZM39 244L41 245V243H39ZM39 244L36 245L37 247L35 249L38 248ZM175 245L177 246V244H174V247L176 248ZM180 245H179V248H180ZM182 245H183V243H182ZM189 245L192 247L191 244H189ZM43 246L44 245H42V247H40V246L39 247L43 248ZM95 246L96 245H94V247ZM108 246H107V248H108ZM199 246H201V245L199 244ZM50 247L51 246L49 245V248ZM84 247H85V244H84ZM99 247H100V245H99ZM99 247H98V250H99ZM184 247L185 246L183 245L182 248H184ZM196 247L198 248V250L201 249V247H200V249L198 246H196ZM85 248H87V247H85ZM143 248H142V250H143ZM188 248H189V246H188ZM192 248H194V247H192ZM197 248L195 249L196 251H197ZM243 248L245 249L244 253L250 254L252 252L251 250H247L248 248L247 247L245 248V245H241L240 249H243ZM171 249L174 251L173 248H171ZM205 249L206 248H204V250ZM38 250H40V249H38ZM89 250H88V252H90ZM98 250H96L95 254L97 253ZM181 250H183V249H181ZM184 250H183V252H184ZM195 250L193 249V251H195ZM0 251H1V248H0ZM2 251H4V250H2ZM94 251L95 250H93V253H94ZM129 251H131V250H129ZM148 251H150L153 254V256L149 259H151L154 262L160 261V260L163 262L162 258L157 254L156 251H152V249H148ZM53 252H55V250H53L52 253ZM174 252L176 253L177 249H175ZM183 252H180V253H183ZM208 252H209V250H208ZM105 253H107V252H105ZM146 253L147 252H145V254ZM180 253H179V256H180ZM203 253H204V251H203ZM230 253H231V251H230ZM10 254H12V252ZM111 254H112V252H111ZM114 254H112V255H114ZM127 254H128V252H127ZM190 254L191 253H189V255ZM263 254L262 255L259 254L257 256V258L252 260V262L255 264H264ZM92 255L94 257V254H92ZM128 255H130V253ZM15 256H16V253H15ZM122 256H123V254H122ZM143 256H145V255H143ZM198 256H199V254H198ZM71 257L72 256L67 257V258H71ZM102 257H104V256L102 255ZM185 257H186V255H185ZM187 257H188V255H187ZM193 257H194V255H193ZM65 258H66V256H65ZM107 258H108V256H107ZM128 259H131V258H128ZM137 259H138V257H137ZM195 259H197V258H195ZM12 260H13V258H12ZM70 260H73V259H70ZM118 260H120V259L118 258ZM201 260H202V258H201ZM19 261H21V260H19ZM134 261H136V259ZM112 262H114V260L111 261V263ZM194 262H195V260H194ZM202 262H204V261H202ZM12 264H14V263H12ZM73 264H81V263L78 262V263H73ZM120 264H122V263H120ZM207 264H208V261H207Z\"/></svg>",
    "mask_w": 264,
    "mask_h": 264
},
{
    "label": "clouds",
    "instance_id": "3",
    "mask_svg": "<svg viewBox=\"0 0 264 264\" xmlns=\"http://www.w3.org/2000/svg\"><path fill=\"white\" fill-rule=\"evenodd\" d=\"M242 10L228 0H160V14L145 39L164 49H189L223 38L241 22Z\"/></svg>",
    "mask_w": 264,
    "mask_h": 264
}]
</instances>
